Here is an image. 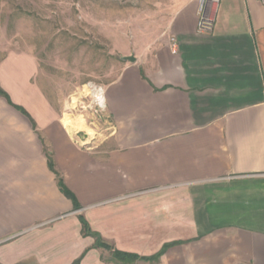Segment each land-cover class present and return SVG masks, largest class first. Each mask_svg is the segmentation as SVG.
I'll use <instances>...</instances> for the list:
<instances>
[{
	"label": "crops",
	"instance_id": "0c3cea01",
	"mask_svg": "<svg viewBox=\"0 0 264 264\" xmlns=\"http://www.w3.org/2000/svg\"><path fill=\"white\" fill-rule=\"evenodd\" d=\"M211 15L200 32L199 0H164L141 50L117 46L99 139L0 51V264H117L79 217L121 252L170 245L130 264H264V0Z\"/></svg>",
	"mask_w": 264,
	"mask_h": 264
},
{
	"label": "rangeland",
	"instance_id": "374dc122",
	"mask_svg": "<svg viewBox=\"0 0 264 264\" xmlns=\"http://www.w3.org/2000/svg\"><path fill=\"white\" fill-rule=\"evenodd\" d=\"M163 2L2 0L0 51L32 54L48 97L67 104L70 112L83 118L89 135L99 139L110 128L105 112L86 111L74 102L88 82L105 87L117 77L127 62L117 46L142 49L136 38L147 34L149 19L162 14ZM105 253L109 259L110 253Z\"/></svg>",
	"mask_w": 264,
	"mask_h": 264
},
{
	"label": "built area",
	"instance_id": "2783aa9c",
	"mask_svg": "<svg viewBox=\"0 0 264 264\" xmlns=\"http://www.w3.org/2000/svg\"><path fill=\"white\" fill-rule=\"evenodd\" d=\"M219 0H199V20L198 30L200 32H210L212 29V10ZM172 51L175 52L176 44L174 39H170ZM87 102L86 105H83ZM73 104V102H72ZM75 107L78 105L83 110L103 113L106 110L105 87L93 82H88L83 86L81 96L74 102ZM73 109L75 108L72 106Z\"/></svg>",
	"mask_w": 264,
	"mask_h": 264
},
{
	"label": "trees",
	"instance_id": "16d2710c",
	"mask_svg": "<svg viewBox=\"0 0 264 264\" xmlns=\"http://www.w3.org/2000/svg\"><path fill=\"white\" fill-rule=\"evenodd\" d=\"M48 167L49 169L54 172L53 169V165L51 162V159L48 158ZM55 173V172H54ZM58 186L60 188V191L68 198H70L74 204L75 207H77L76 204V200L73 198V195L65 188V186L62 184L61 180H58ZM80 223L82 224V231L84 235H92L93 237H95V244L94 247L96 248H101L104 249L106 251H108L111 255L110 257V262L112 263H117V264H130L133 263L135 261H156L165 251V249H167L170 245H164L163 248L155 255L150 256V257H139L135 254H129V253H125V252H121L118 251L116 249H113L112 247H110L109 245L105 244L104 242H102L97 234H93L90 232L88 225L86 223V221L82 218L79 217Z\"/></svg>",
	"mask_w": 264,
	"mask_h": 264
},
{
	"label": "water",
	"instance_id": "95a60500",
	"mask_svg": "<svg viewBox=\"0 0 264 264\" xmlns=\"http://www.w3.org/2000/svg\"><path fill=\"white\" fill-rule=\"evenodd\" d=\"M129 61H131V60H129Z\"/></svg>",
	"mask_w": 264,
	"mask_h": 264
}]
</instances>
